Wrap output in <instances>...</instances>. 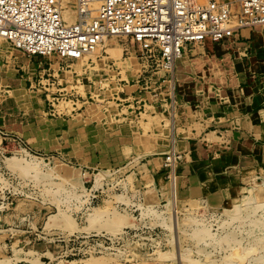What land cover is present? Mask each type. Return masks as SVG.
<instances>
[{
  "label": "rangeland",
  "instance_id": "1",
  "mask_svg": "<svg viewBox=\"0 0 264 264\" xmlns=\"http://www.w3.org/2000/svg\"><path fill=\"white\" fill-rule=\"evenodd\" d=\"M206 2L207 0L203 1ZM255 31L256 34H249L241 38V41L234 37L224 42L206 41L191 45L177 60L173 72L166 69L154 71L156 67L144 72L139 45L127 37L112 38L113 44L122 45V53L118 51L119 48L113 49L112 53L107 52L106 47L99 45L98 50L89 56L91 64H82L81 71L77 69L78 60L45 56L43 58L48 63L61 62L63 66L68 62L75 64L66 68L76 71V75H84L85 80L78 81V76L74 81L73 72L70 71V80L73 81L66 82L70 84H65L68 86L66 95L59 94L55 86H52V90H40L39 101L46 103L47 112H52L43 113L42 121L48 117H56L53 114L58 117H73L72 114H75L74 119L85 118L91 131L98 129L109 136L123 121L133 123L138 120L144 125L147 120L145 133L155 122L157 135L167 139L172 130L170 114L156 113L152 117L151 113L141 114L142 108L136 114L131 113L134 108L129 110L127 107L132 103L131 94L136 91V87L140 86L138 89L143 90L142 87L152 84L157 87V91L166 92L170 103L178 101L183 105L202 106L205 110L209 106L213 108L221 101H226L229 105L245 100L252 101L254 90H259L258 101H262L264 107V26ZM0 47L4 52L14 51L3 37H0ZM49 93H54L52 96L55 99L47 96ZM48 97L49 100H46ZM182 116L188 118L186 123L189 125L187 132H182V135L190 136L189 141L192 143L189 146L186 141L182 142L177 150L180 158L176 161V166L173 165L178 171L176 209L180 220V247L197 258L204 259V255L210 253L212 258L220 260L227 254L225 248L216 250L214 245H204L203 242L200 244L193 237L196 225L194 222L183 221V218L188 215L205 218L212 225V231L217 234L233 228L237 230L239 237H243L244 245L253 244L255 235L249 232L252 227L250 223L247 222L246 225L235 221L224 225V222L230 214L236 213L233 210L235 205L251 201L248 210L242 209L245 214L253 212L257 202L264 201V150L262 157L255 161L249 146L245 150L247 155L238 150L240 139L232 131L219 133L221 138L216 136V132L205 134L210 122L203 109L191 113L189 108ZM258 117L247 119V126L251 129L255 126L257 131L243 135L248 142L246 145L251 142L250 138L256 137L258 140L253 141L264 146V116ZM164 120L166 123L162 125ZM193 127L198 130L194 137ZM4 131L9 134L4 137L0 132V238H6L8 243L18 245L7 253L0 249V264H13V258H19L20 253L24 252L23 249L17 251L16 248L32 244L39 250H49L46 254L37 252L40 256H46L42 259L38 256L36 264H59L72 259L77 260L76 264H88L91 259L104 260L100 264H177L174 257L175 244L172 241L174 231L166 226L173 224L171 201L174 169L169 168L167 179L170 182L166 185L163 183L160 188L167 198L166 202H161L152 171L147 167L149 165L154 169V165H159L158 160L167 158L172 150L167 149L170 152L164 154L152 149V152L145 155H134L117 165L100 166L94 170L89 167L82 168L80 163L64 157L61 153L46 154L37 151L19 133ZM157 141L159 139L152 140L151 146ZM206 143L210 149L206 147ZM224 144L226 149L223 148ZM12 156L21 158L16 165H11L7 160V157ZM165 163L164 167L168 168ZM186 163L207 164L211 168L214 164L216 169L224 167L225 170L198 172L199 178L193 182L192 188L189 185L190 191L188 184L185 187L187 189L179 184L182 179L179 177V169ZM120 202L128 203L129 206L120 205ZM257 215H264V207L258 210ZM68 219H72L70 224L69 221L66 222ZM127 221L132 222V225L124 224ZM82 225H88L86 232L80 227ZM125 227H138L150 232L141 236L140 240L135 238L136 240L118 246L119 250L110 249L95 255L85 254V251H72L74 245L70 241L74 234L108 232L113 235ZM200 247L205 248V251L199 253ZM74 252L76 255H73Z\"/></svg>",
  "mask_w": 264,
  "mask_h": 264
},
{
  "label": "crops",
  "instance_id": "2",
  "mask_svg": "<svg viewBox=\"0 0 264 264\" xmlns=\"http://www.w3.org/2000/svg\"><path fill=\"white\" fill-rule=\"evenodd\" d=\"M195 1L203 2L205 0ZM254 34H256V31ZM240 39L241 37H237V40ZM57 63L58 67H56ZM57 63L45 62L42 56L28 55L16 49L10 53L4 52L0 47V130L4 129L19 133L22 135L21 137H24L25 141L37 151L46 154L61 153L64 157L80 163L82 168L89 167L94 170L100 166L107 167L110 165H117V163L124 162L134 155H145L146 153L152 152V149L164 154L169 153L171 150L173 152L174 149V152H177L182 142L186 141L188 145L192 143L189 141L191 138L190 136L186 137V135H182V132H187L189 127L188 123H186L188 118L183 117L182 113H187L190 108L191 113L200 111L201 109L204 110V115L208 117L210 122L209 125H207L208 128H206L205 134L216 132V136L221 138L222 135L219 133L222 134L223 132L232 131L234 136L240 139V143L238 144V150H240V152H245L246 147L249 146L255 161L259 159V157H262L264 146L259 144L258 141H253L257 138H250L251 142L249 145H246V137L243 136L248 135V133L254 134V132L257 131L255 126L252 129L247 126L248 118L255 119L258 116V118L264 116L263 103L262 101H258L259 90H254L252 101H240L239 103H234V105H229L226 101H221L220 104H216L213 108L209 106L205 110L202 106L189 105V107L187 104L183 105L178 103V101L170 103L169 96H167L166 92L157 91V87L152 86L154 84L142 87L144 91L142 89L139 90L138 88H140V86H138L136 87V91L131 94L133 97L132 103L127 106L129 110L134 108L131 113L134 112L138 114L137 110L139 108L143 109L141 114L146 112L152 115L156 113L165 115L168 113L173 121V131H170L167 139H162L160 134L157 135L155 122L150 125L147 133H145L148 121L145 120L144 125H142L138 120H134L133 123L123 121L119 124L118 128L114 129V131L107 136L98 129L91 131V128L87 126L85 118L74 119L75 114H72L73 117H69L68 115H60L58 117L53 114L56 117H48L45 121H42L43 113L52 114V112L46 111L47 105L39 101L38 92L40 90H52L55 86L59 94L66 95L67 93H65V90L68 89V86H65V84H69L66 82L73 81V79L70 80V70L73 72L74 81L80 76V74H75L76 71L66 68H69L72 65L71 63L68 62L66 66H63L61 62ZM147 78L149 77L147 76ZM150 79H152V77H150ZM150 79L147 80V83L150 82ZM77 80L83 82L85 80L84 75L77 78ZM51 81H54V83ZM16 92L18 94H16ZM52 94L54 93H49L47 96L55 99ZM46 100H49V97ZM155 116L156 115H153L152 117ZM124 118L127 119L128 117ZM163 123L165 124V120L162 121V125H164ZM232 124L234 125L232 126ZM230 128L233 130H230ZM192 134L193 137L198 134L196 127H193ZM171 136L173 137L172 139ZM156 139H159V141L154 142L152 147L151 141ZM205 145L210 149L207 143ZM226 147L227 146L224 144L223 148L226 149ZM138 149H142V151ZM223 151L225 153V150ZM244 155H247L246 152ZM165 161L166 158L162 157L158 160L159 165H154V169H152V166H147L148 170L152 171L153 181L156 189L159 191L158 197L161 202H166L167 198L160 188L163 183L166 185L170 182V180L167 179V171L169 168L164 167ZM173 169L172 171L170 170L171 173ZM202 170L216 171L225 169L224 167L216 169L214 164L211 168L207 164L198 165L186 163L181 165L179 169V177H182L179 182L180 187L182 185L184 189H187L185 187L188 184V189L191 191L190 188H192L193 182L197 181V178H199L198 174ZM174 172L176 174L178 173L176 168ZM145 201L144 197V203H142L145 204ZM121 204L127 207L129 206V204L125 202H120V205ZM134 204L135 203H132V205ZM80 227L86 232L85 229L86 227L88 228V225H82ZM96 230L94 229V231ZM15 245H18V243L10 244L7 242L6 238H0V249L4 253L9 252ZM22 249L24 252L20 253L19 258H13V260H15L13 264H36L38 256H40L37 252L41 251L46 254V252L49 251L48 248L39 250L38 247L33 244L29 246L22 245L20 248H16L17 251H22ZM41 256L40 258L42 259L43 256L46 255Z\"/></svg>",
  "mask_w": 264,
  "mask_h": 264
},
{
  "label": "built area",
  "instance_id": "3",
  "mask_svg": "<svg viewBox=\"0 0 264 264\" xmlns=\"http://www.w3.org/2000/svg\"><path fill=\"white\" fill-rule=\"evenodd\" d=\"M91 1L98 3L94 16L84 8ZM66 5L76 11V22L64 18ZM261 26L264 0H0V37L13 49L72 61L95 51L104 37L117 35L139 45L144 72L154 67V71L171 72L189 46L224 42L234 36L244 38ZM179 158L172 152L166 166L173 168ZM149 232L125 227L113 235L74 234L70 242L72 251L99 254L119 250L118 246L140 240Z\"/></svg>",
  "mask_w": 264,
  "mask_h": 264
},
{
  "label": "bare ground",
  "instance_id": "4",
  "mask_svg": "<svg viewBox=\"0 0 264 264\" xmlns=\"http://www.w3.org/2000/svg\"><path fill=\"white\" fill-rule=\"evenodd\" d=\"M208 1V0H207ZM84 8L86 10L89 11V14H91V16H94L96 14V9L98 8V3L96 1H91L88 2L84 5ZM64 18L70 22V23H74L77 21L78 16L76 14V11L69 5H66V9L63 13ZM113 37H119L117 35H112V36H106L104 37L103 42L100 45H103V47H106L105 51H111L115 49V48H119L118 51H120L122 53L123 48L122 45L120 46H116V44H113ZM115 41V40H114ZM133 42V41H132ZM116 43V42H115ZM254 44V43H253ZM214 46V45H213ZM2 47V46H1ZM100 47V46H99ZM102 47V46H101ZM98 50V48H96ZM103 49V48H102ZM205 49V48H204ZM100 51V50H99ZM96 52L93 51L91 53L85 54L83 55L81 58L78 59L77 62H79L78 70L81 69L82 64H88L90 65L91 63L89 62V56L93 55ZM241 53V52H240ZM101 54V53H100ZM99 55V54H98ZM119 57V56H117ZM104 58V57H103ZM120 58V57H119ZM128 58V57H127ZM93 59V58H92ZM124 59V58H123ZM75 61V60H74ZM118 61V60H117ZM121 61V60H120ZM97 62V61H96ZM178 62V61H177ZM122 63V62H121ZM125 63V62H124ZM118 64V63H117ZM70 65V64H69ZM75 65V64H72ZM87 65V66H88ZM105 66V65H104ZM176 66V65H175ZM95 68V66H92ZM98 67V66H97ZM235 67V66H234ZM135 68V67H134ZM75 69V68H74ZM98 69V68H97ZM131 69V68H130ZM236 69V68H235ZM234 69V70H235ZM73 70V69H72ZM133 70V69H132ZM131 70V72H132ZM175 69L172 70V72ZM71 71V70H70ZM81 71V70H80ZM114 75V74H113ZM91 76V75H90ZM114 78V76H113ZM118 78V77H116ZM174 80V79H173ZM117 81V80H116ZM102 82V81H101ZM175 82V80H174ZM104 83V82H103ZM106 83V82H105ZM107 84V83H106ZM8 85V84H7ZM9 86V85H8ZM7 88V87H6ZM174 88V87H172ZM171 88V89H172ZM5 90V89H4ZM8 90V89H7ZM11 92V91H10ZM16 94H18L16 92ZM15 95V93H14ZM175 96V95H174ZM66 103V102H65ZM112 103V102H111ZM175 106V105H174ZM174 109V108H173ZM172 112V111H171ZM174 112V111H173ZM145 115V114H144ZM173 116V115H172ZM115 117V116H114ZM165 118V117H164ZM169 118V117H168ZM112 121V119H111ZM170 121V120H169ZM173 122V121H172ZM166 123V122H165ZM169 125L171 123H168ZM169 127V126H168ZM172 129V128H171ZM173 131V130H172ZM172 133V132H171ZM104 137V136H103ZM173 137L171 136V139ZM172 141V140H171ZM173 142V141H172ZM172 147V146H171ZM174 149V148H173ZM25 150V149H24ZM175 151V149L173 150V152ZM15 153V152H14ZM20 155V154H19ZM11 163V165H16L18 161H20L21 158H19L18 156H12V157H7ZM9 163V162H8ZM174 166H176V162L173 164ZM25 169V168H24ZM74 171V170H73ZM72 171V172H73ZM78 172V170H77ZM75 173V171H74ZM176 184H177V175L174 172V176H173V181H172V204H173V224H165L167 226V228H169L170 230H173V240L174 244H175V250H176V261L177 264H216L217 262H221V264H264V215H257L258 214V210L261 209L262 207H264V201L261 202H256V205L254 207V211L253 212H247V213H242V209L246 208V210H248L249 208L248 205L251 204V201H244L243 203H239L237 205L234 206L233 210L236 211L235 214H230L229 217L226 219V221L224 222V225H230L235 221H238L241 224L246 223L247 222L250 223V233H252L253 235H255V240L253 244H250L248 246L244 245L243 241V237H239V233L237 232V230L235 229H228L226 231H224L222 234H217L214 233L212 231V225H209L208 222L204 219H199L196 218L194 216L188 215L187 217L185 216L183 218V221H187V222H194V225H196V230L193 233V237L195 239L199 240L200 242H203L204 245H214L215 249H219L220 247L222 249L225 248V250L227 251V254L223 257H221L220 260L214 259L212 258L211 254L209 253L208 255H204L206 256L204 259L203 258H197L192 256L191 254H189V252H184V250L181 249L180 247V235H179V225H180V220L178 219V214H177V209H176V201H177V191H176ZM262 187V186H261ZM264 188V187H263ZM261 191V189H260ZM258 196V195H257ZM231 208V207H230ZM1 209V208H0ZM229 209V208H228ZM191 210V209H190ZM231 211V210H230ZM181 217V216H180ZM70 218V217H69ZM181 218V219H182ZM64 220V219H63ZM72 220V219H71ZM71 220L69 221L66 220V222L69 221V224L71 222ZM127 220V219H126ZM57 221V220H56ZM167 223V222H166ZM66 224V223H65ZM68 224V225H69ZM73 224V223H72ZM71 224V226H72ZM124 224H128V225H132V222L127 221L124 222ZM183 224V222H182ZM240 224V225H241ZM74 225V224H73ZM119 225V224H118ZM240 225H237V227H239ZM236 226V225H235ZM70 227V226H68ZM191 228V227H190ZM244 228V227H243ZM247 228V227H246ZM187 229V228H186ZM238 229V228H237ZM182 231V230H181ZM187 231V230H186ZM189 231V230H188ZM243 231V230H242ZM240 232V231H239ZM183 234V233H182ZM181 234V235H182ZM170 235V234H169ZM246 236V235H245ZM192 242V241H191ZM189 244V242L187 243ZM192 244V243H191ZM201 244V243H200ZM192 247V246H191ZM213 247V246H212ZM205 249V248H204ZM202 247H200L198 249L199 253H202L203 251H205ZM33 251V250H32ZM263 252V253H262ZM19 253V252H18ZM95 255V254H94ZM166 255V253H165ZM175 255V254H174ZM53 256V255H52ZM203 256V255H202ZM170 258V257H168ZM220 258V257H219ZM65 261V260H64ZM67 261V260H66ZM104 262V260H97V259H91L88 264H100L102 262ZM170 261V260H169ZM172 262V261H171ZM77 260L72 259L71 261L68 262H62L59 264H76Z\"/></svg>",
  "mask_w": 264,
  "mask_h": 264
}]
</instances>
